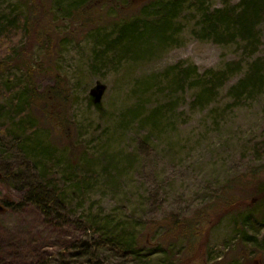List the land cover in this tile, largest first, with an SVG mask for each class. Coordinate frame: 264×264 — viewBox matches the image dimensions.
I'll use <instances>...</instances> for the list:
<instances>
[{
  "label": "rangeland",
  "instance_id": "1",
  "mask_svg": "<svg viewBox=\"0 0 264 264\" xmlns=\"http://www.w3.org/2000/svg\"><path fill=\"white\" fill-rule=\"evenodd\" d=\"M240 1L184 0L167 41L129 44L121 25L143 7L151 15L157 0H95L86 14L76 0H0V112L23 88L35 101L50 88L61 94L52 111L37 100L24 117L0 113V178L45 172L43 183L65 191L58 222L36 234L54 264H91L71 244L97 239L96 215L148 247L163 243L149 264H264V20L247 40L206 38L211 10ZM215 29L218 39L234 32ZM180 64L197 70L185 86L166 72ZM251 70L252 85L232 91ZM216 72L223 82L211 89ZM23 192L0 182V203ZM248 215L259 232L247 224L241 233ZM0 224L25 226L9 210ZM99 264L138 263L103 251Z\"/></svg>",
  "mask_w": 264,
  "mask_h": 264
},
{
  "label": "trees",
  "instance_id": "2",
  "mask_svg": "<svg viewBox=\"0 0 264 264\" xmlns=\"http://www.w3.org/2000/svg\"><path fill=\"white\" fill-rule=\"evenodd\" d=\"M90 1L92 2L89 3ZM94 1L76 0L81 14H86L88 12L86 8L91 7ZM183 2L184 0H157V4L151 15H147V8L143 7L142 12H140L137 18L132 19V21H126L121 25L120 36L123 42L135 44L148 37H154L160 43L167 41L174 32L172 31L173 24L179 17ZM211 15L214 16V19L208 22L211 27L207 30L209 34H207L206 38H210L216 42H229L237 37L247 40L250 35H253L258 23L264 20V0H241L235 6H230L226 3L223 8L211 10ZM218 19L221 20L217 22ZM217 23L218 26L225 28L232 27L234 32L228 38L218 39L215 29V27L218 28ZM9 24L7 25L6 31H9L10 34L7 32L6 34L13 35L16 28L11 23ZM9 26L11 27L8 30ZM5 45V42L2 43L3 48L0 51H4ZM235 65L238 67V64ZM229 68H231L230 65L226 66L225 69L227 70ZM166 72L169 73V76L173 75L174 79L177 78V81H180L181 85L185 86L192 73H197V70L195 66H184L180 64L173 66ZM222 73L216 72L210 77V81L213 83L211 89H215L223 82ZM256 78V71L251 70L233 86L232 91L238 92L243 89H248V86L250 87L252 85L250 83ZM26 85L30 87V83ZM23 89L18 91L16 95H13L11 103L14 105L10 106V108L7 106L0 113L17 112L18 115L23 113L22 117H24L25 110L35 105L37 100L41 101L43 105H49L48 107L51 111L54 108L51 106L53 103L61 108V94L56 87L41 92L37 96L38 99L36 101L30 95L32 90L30 92L28 89ZM200 98L201 95H198L196 101ZM1 108L2 105H0ZM53 114L56 115L57 110ZM151 119L155 122L158 116L153 114ZM19 121L23 125V121L27 120H22L21 118ZM25 126L31 128L30 122L27 121ZM39 150L42 151L43 148L39 147ZM82 160L81 158L78 159V163ZM70 168L73 167L70 165ZM41 175L39 176L27 171L2 173V177L0 178L2 184L9 182L19 183L22 185L24 192L21 196H18L17 200L13 198L12 200L4 199L1 201L4 210L0 212V215L9 210L17 214L24 221L25 226L22 231L11 232L0 224V264H54L49 252L37 240L36 234L42 224L48 226L58 222L54 220L53 212L64 206L63 195L65 191L60 188L56 191L59 184H56L54 188L48 185L47 182L43 183L42 180L47 176L45 172H42ZM262 183L263 186L258 189L256 194L259 197L260 206H264V180ZM237 202L235 199L233 206H236ZM93 218L91 221L93 225L92 232L98 236L97 239L91 243L75 241L71 244V247L76 248L74 255L77 261L99 264L100 252L106 251L130 262L135 261L138 264H149L155 254L164 255L166 252L167 247L163 243L148 247L146 245L147 241L144 239L141 244L134 234L126 232L121 226L113 225L111 215L105 217H98L96 215V218ZM73 224L75 226L78 225L77 223ZM247 224L254 232H259L255 220L248 215L244 216L242 224L239 225L241 233L244 232L242 229H245ZM194 234V232L190 233V235ZM250 242L254 243L253 240H250ZM230 264L236 263L233 261ZM242 264H249V262L244 259ZM252 264H254L253 261Z\"/></svg>",
  "mask_w": 264,
  "mask_h": 264
},
{
  "label": "water",
  "instance_id": "3",
  "mask_svg": "<svg viewBox=\"0 0 264 264\" xmlns=\"http://www.w3.org/2000/svg\"><path fill=\"white\" fill-rule=\"evenodd\" d=\"M4 209V207L2 205H0V212Z\"/></svg>",
  "mask_w": 264,
  "mask_h": 264
}]
</instances>
